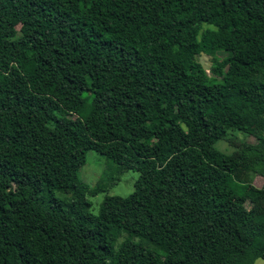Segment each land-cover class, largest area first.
Segmentation results:
<instances>
[{
    "label": "trees",
    "instance_id": "16d2710c",
    "mask_svg": "<svg viewBox=\"0 0 264 264\" xmlns=\"http://www.w3.org/2000/svg\"><path fill=\"white\" fill-rule=\"evenodd\" d=\"M91 150L140 173L98 214ZM256 176L264 0H0V264H258Z\"/></svg>",
    "mask_w": 264,
    "mask_h": 264
},
{
    "label": "rangeland",
    "instance_id": "374dc122",
    "mask_svg": "<svg viewBox=\"0 0 264 264\" xmlns=\"http://www.w3.org/2000/svg\"><path fill=\"white\" fill-rule=\"evenodd\" d=\"M225 54L220 53L219 56L222 58ZM200 61L203 63L208 73H211V66L213 62L206 56H200ZM53 108H57L55 103L52 104ZM230 139H234L235 142H252L255 141L254 136L247 135L240 131L229 132L225 139L219 140L215 146L225 152L231 153L235 149L233 144L230 143ZM119 166L115 164L111 158H108L96 151H89L87 154V162L80 169V178L86 182L91 188H101L102 190L94 195L88 196L92 205L90 211L94 214H98L100 211L101 204L106 196H121L127 197L131 195L136 188V182L140 177V173L133 170H127L119 172ZM264 178L256 176L254 184L262 186ZM258 264H264L263 259L257 260Z\"/></svg>",
    "mask_w": 264,
    "mask_h": 264
}]
</instances>
